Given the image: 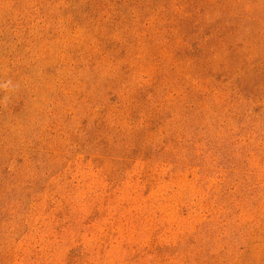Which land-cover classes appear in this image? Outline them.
I'll return each instance as SVG.
<instances>
[{"label": "rangeland", "instance_id": "rangeland-1", "mask_svg": "<svg viewBox=\"0 0 264 264\" xmlns=\"http://www.w3.org/2000/svg\"><path fill=\"white\" fill-rule=\"evenodd\" d=\"M0 264H264V0H0Z\"/></svg>", "mask_w": 264, "mask_h": 264}, {"label": "clouds", "instance_id": "clouds-1", "mask_svg": "<svg viewBox=\"0 0 264 264\" xmlns=\"http://www.w3.org/2000/svg\"><path fill=\"white\" fill-rule=\"evenodd\" d=\"M9 84H11V81H7L3 84H0V87L7 88Z\"/></svg>", "mask_w": 264, "mask_h": 264}]
</instances>
